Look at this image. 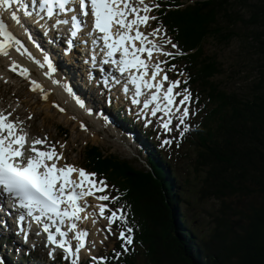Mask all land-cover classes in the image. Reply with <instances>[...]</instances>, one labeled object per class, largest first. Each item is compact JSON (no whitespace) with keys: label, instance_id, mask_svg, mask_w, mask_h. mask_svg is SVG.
Listing matches in <instances>:
<instances>
[{"label":"trees","instance_id":"trees-1","mask_svg":"<svg viewBox=\"0 0 264 264\" xmlns=\"http://www.w3.org/2000/svg\"><path fill=\"white\" fill-rule=\"evenodd\" d=\"M156 22L177 45L174 63L204 111L170 161L148 158L151 171L86 148L85 169L120 193L138 231L128 251L109 246V264H264V0H163ZM236 38L261 68L248 92L225 88L223 63L204 48Z\"/></svg>","mask_w":264,"mask_h":264},{"label":"snow or ice","instance_id":"snow-or-ice-1","mask_svg":"<svg viewBox=\"0 0 264 264\" xmlns=\"http://www.w3.org/2000/svg\"><path fill=\"white\" fill-rule=\"evenodd\" d=\"M16 2L18 3L19 0ZM9 3L10 0H0L2 7L7 8ZM74 5L73 7L71 0H39L40 9L49 19L54 17V12L57 10L60 13L70 14L73 29L71 35L74 37L77 35L76 30L90 19V26L83 35H87L88 32L93 34L91 43L100 45L102 63L113 66L114 72L120 74L125 84L133 86L131 104L142 103L141 111L148 110L151 116L163 113L164 119L161 120L160 127L165 132L172 130L170 126H172L174 110L179 114V124L184 125L186 118L194 114L187 106L192 99L191 93L186 87L180 89L179 79L169 80L162 67L167 64V60L157 58L158 55L174 57L177 53L166 51L163 45L156 42L155 38L161 34L159 28H154L148 33L141 30L142 27L148 26L149 21L156 19L150 13L159 5L148 4L145 0H135V2L134 0H74ZM11 18L17 19L15 14ZM68 23V19H55L52 27ZM12 42L13 35L5 24L0 22V55L10 56L9 49ZM16 43L18 44L19 41ZM167 44L173 49L177 47L170 40ZM16 50L19 51V48ZM92 59L95 60V56ZM43 63L48 65V72L54 71L48 57L43 58ZM174 68L175 65H172L169 71ZM10 70L29 79L32 91L43 92L42 86L29 78V70L26 67L12 61ZM120 82V78H117L116 83ZM145 90L147 96L141 102L140 97ZM68 91L71 92V89L69 88ZM123 91L127 93L128 87L125 86ZM77 103L81 107L84 106L80 100H77ZM59 110L64 111L63 108ZM9 116L11 113L0 112V195L4 196L6 201H10L14 209L31 218L37 226L42 224V231L47 234L48 245L62 250L63 259L71 260V264H78L80 253L85 248L89 236L88 231L77 230L75 221L81 219L80 213L88 207L86 203L81 205L78 201L87 196H94L97 201H116L119 198L105 194L108 185L103 179H97L95 173L76 169L72 165L58 167L56 161H59L61 156L54 145H49L47 150L36 147V145L43 147L46 138L33 139L31 146L26 149L31 154L25 156L27 134L22 128L17 127V121L9 120ZM164 143L170 141L166 140ZM73 173H78V181L72 179ZM96 193L102 194L95 195ZM97 207L99 216L107 220L105 239L113 234L114 224L120 221L127 223L122 208L113 210L104 203ZM24 219L25 215H19L20 221ZM49 222L52 225H65L67 222L68 231L62 230L60 226H56L53 231ZM93 223L96 221L94 220ZM133 231V228L128 226L126 231L119 232L118 239L121 240V247L125 252L129 250L128 246L133 244L131 236ZM69 232L74 233L72 237L76 241L74 245L68 238ZM37 234L39 235V232ZM48 254L53 255L52 252ZM92 260L97 261L98 264H106L103 258L93 256Z\"/></svg>","mask_w":264,"mask_h":264},{"label":"rangeland","instance_id":"rangeland-1","mask_svg":"<svg viewBox=\"0 0 264 264\" xmlns=\"http://www.w3.org/2000/svg\"><path fill=\"white\" fill-rule=\"evenodd\" d=\"M145 2L148 4L158 5V2L161 1L145 0ZM156 10L157 9L154 8L150 15L156 17ZM155 20L149 21V24L147 28L144 29V32L148 33L154 28H159ZM6 21L8 23L10 22L9 25L12 27L13 23L8 20ZM159 29L161 30V28ZM26 30L28 31L27 28ZM155 39L157 43L165 47L166 51L176 53V49L171 48V46L167 44V41L170 39L167 37V35H165L163 30H161L160 36L156 37ZM204 48L207 54L215 55L223 63L226 72L223 77L219 78V80L223 82L224 87L229 90H234L235 92H248V90L251 88V84L259 75L258 70L261 69L257 65L256 57L252 52L251 45L248 46L246 43L237 38L227 46L220 44L217 40L209 39L205 42ZM10 50H12V54L17 57L18 63H21V65L27 69L31 68L28 69L30 74L29 78L37 81L41 86H43V90L53 94L54 100L56 99L57 104L60 106L59 109L62 106L65 108V110H67L60 111L57 107L56 109L58 110L56 111L54 109L56 103L51 105L53 108L46 106L45 103L41 101L40 97L35 94V91L31 90L29 87L30 83H26L22 79V76L21 78L20 75L18 76V74L11 71L10 68H6L5 62L0 59V112L5 114L11 113L9 120L17 121V127L22 128L27 134V144L31 145L33 139L46 138V143L43 145V147L40 145L39 147L47 150L49 145L55 146L57 153L61 156V159L56 161L58 167L72 165L76 169L85 168L84 159L86 157V148L88 146H97L101 148L104 153L117 156L122 160H128L137 168L145 167L146 155L141 154V157L138 158L139 154L136 148H134L131 144L132 141L127 140L130 135L127 133L128 131L123 130L124 125L121 123V121L118 120L117 124H111V122L107 123L104 121L100 113L94 115L95 111L108 113L106 110L119 105L120 102L118 100L119 98L121 99V96H115V99H111V103L109 104H100L97 106L96 101L103 102V99L105 97L107 98V95L104 98L102 97L104 94L103 90L105 89L96 86V84H94V87H97L98 90H95L92 87V83L88 81L89 75L84 74L85 71L80 66V63H78L75 59L72 61L69 60L73 58L74 55L71 58L66 56L69 59L64 60V53H62L61 50L56 51L55 55H57L59 62L53 65L54 72H48V65L43 63V57H41V53L38 54V56L34 55V59H32V57L26 56L22 52L20 53L17 51L15 47L13 48V45H11ZM160 59L167 60V64L163 65L162 67L167 73L169 80L179 79L181 81L180 89L182 90L185 87L188 89L187 84L184 83L185 80L179 74L181 69L175 67L169 71V68H171L172 65V57L160 56ZM78 68H80L79 72ZM5 70L12 76H9V78L4 76ZM84 76H88V78L85 79ZM184 84L185 86H183ZM69 88L71 89V92L68 91ZM188 90L190 92V89ZM201 93L202 91L200 88L196 87V94L200 96ZM30 95L35 98L33 101H30L32 100ZM77 100H80L84 106L81 107V105L77 103ZM187 106L194 114H190L186 118V123L184 125L179 124V114H177L175 110L173 111L172 119L174 118L175 121L173 126L172 120V126L170 127L172 128V136L173 134H176V136L171 138V142H174V140L179 135L180 138L184 140L183 130L187 128L189 122H192V119L199 116V111H204V108L199 105L193 106L192 100L189 101ZM91 108L94 110V112H90L89 109ZM85 109H87V111H85ZM70 113L73 116L70 115ZM29 117H31V119H29ZM70 118H72V120ZM73 118L77 119V121H80V125L75 122ZM161 119H164L163 115ZM160 122L156 123L160 125ZM81 125L84 127L82 128ZM156 129H160L163 135V129L158 128L157 126ZM121 131H125V134L127 133L129 136H122ZM154 137L157 144L163 143L162 146L166 144L164 141H169L167 138L161 137L155 133ZM158 141H161L162 143H159ZM148 149H150V147H148ZM185 163L186 161L183 159H179L178 161V164H181V169L186 168ZM146 169L150 170V167L147 166ZM105 182L109 181L106 180ZM108 193L109 191L106 189L105 194ZM101 194L102 193H96V195ZM89 203V206H91L90 208L93 210V213L98 217V219L95 220L96 223H92L90 218L91 215L89 214V220L85 218L80 219L82 223H86L83 224L82 227L78 228V230H86L89 233L85 246V248L88 250L86 251L84 248L82 250V254L84 256H88L87 252L89 251L92 257H101V248H106V245L116 238V233L118 231H122L123 225L119 224V222L114 224L112 226L113 234L108 235L107 239H105V226L107 224V220L99 216L97 206L101 203H104L108 204L109 208L114 210L116 208L113 204V201H97L94 196H91L89 197ZM211 206L212 204L205 205V214L211 212ZM105 215H108V213H105ZM137 232L138 231L135 233L133 232L132 234H135L136 236ZM1 252L3 254H1L0 258L4 259V261L0 262V264H5L7 257L4 251ZM116 260L117 258H114L113 263ZM106 264H109V260L106 261Z\"/></svg>","mask_w":264,"mask_h":264},{"label":"bare ground","instance_id":"bare-ground-1","mask_svg":"<svg viewBox=\"0 0 264 264\" xmlns=\"http://www.w3.org/2000/svg\"><path fill=\"white\" fill-rule=\"evenodd\" d=\"M30 3H32V1L30 0H19V2L17 3L16 0H10V3L8 5L7 8L5 7H2L0 6V22H6L4 23L5 26L8 28V30L10 31V33L13 35V42H12V45H13V48L15 47L16 49L19 48V52L23 53L24 55L26 56H29V57H32V59H34V55H37L40 54V52L34 47V44L32 43L30 37L28 36L27 32L22 30V28H24V26H26L27 28H29L31 31H33V35L36 36L37 33H41L43 35H45V39L47 41H45V39H41L39 42H36L37 45L41 46V47H44L45 49H47V51L49 50V54L51 56V60L54 62V63H58L59 60L57 59V55H55V52L58 51V50H63L62 48H64V50L66 51V53H64L63 55L64 56V59H67V57L69 56V58H71L73 55H74V59L78 62V59H79V55L76 54V48H73V51L71 52V54L69 55L68 54V50H67V46L64 45L63 41H59L58 40V37L56 36V33L54 35H51L50 32L46 33V31L48 30V28L46 30H43L44 28V24L42 23V21H39L38 18L36 17V12H34L32 6L30 5ZM33 11V12H32ZM15 14L17 19L16 20H12V15ZM34 18V19H33ZM11 21L13 24H12V27L9 25V23L6 21ZM49 23V22H48ZM24 25V26H23ZM146 27H142V31H144ZM17 33L20 35V36H17ZM20 38V40H18ZM19 41L18 44H16L15 41ZM24 41H27L28 43H24ZM49 41V42H48ZM30 46V48H29ZM37 47V46H36ZM62 47V48H61ZM38 48V47H37ZM31 49V50H30ZM32 51V52H31ZM9 52H10V56L9 57H4L2 55H0V59L3 60L6 64V68H10L11 67V62L12 61H15L18 63V59L17 57L12 54V50L9 49ZM60 53V52H59ZM63 53V52H62ZM18 54V53H17ZM67 56V57H66ZM41 57H45L44 55L41 54ZM158 59H160V56H157ZM71 63V62H70ZM21 65V63H18ZM47 65V64H45ZM78 65V64H77ZM74 66V65H73ZM24 67V66H23ZM42 67V66H41ZM84 70H86L84 72V74L86 75H89V77L93 80V82L96 84V86L98 87H102L105 89V86L103 85L102 83V80L103 78H101L100 74V70H101V67H99V71H92V70H89L87 68V66H84L82 67ZM28 69H31V68H28ZM9 71V70H8ZM80 71V68H78V72ZM102 71V70H101ZM82 74V73H81ZM4 76H7V78H9V76L11 77V74L8 73L6 70L4 72ZM88 77V76H87ZM31 79V78H30ZM32 80V79H31ZM79 80V79H78ZM82 80V79H81ZM26 82H29V79H25ZM84 85V83H83ZM128 85H126L127 87ZM43 87V86H42ZM31 88V86H30ZM77 88V87H76ZM80 93V92H79ZM147 93V90H145L144 94ZM35 94H37L41 101L43 103H45L46 106H48L49 108H53L51 105L53 103H56V106L54 107V109L57 111L59 109V105L57 104L56 102V99L54 100V97H53V94L49 93V92H46L45 90H43V92L37 90L35 91ZM47 97L46 99L44 97ZM30 97L32 98V100L30 101H33L35 98L30 95ZM88 97V96H87ZM145 97V96H144ZM61 101V100H60ZM30 103V102H29ZM36 103V102H35ZM48 104V105H47ZM69 104V103H68ZM34 105V104H33ZM65 105V104H64ZM35 106V105H34ZM58 107V109H56ZM61 108H63L61 106ZM88 108V107H87ZM64 111H67L65 110V108H63ZM85 111H87V109H85ZM69 112V111H68ZM67 114V113H66ZM68 115V114H67ZM70 115H72L70 113ZM73 116V115H72ZM72 120V118H70ZM73 120H75V122H77L79 125H80V121H77V119L73 118ZM173 126H174V121L175 119L173 118ZM30 146L28 144L25 145V156L27 155H30V152L26 151V149H28ZM36 147L38 149H41L39 147V145H36ZM135 148V147H134ZM42 150V149H41ZM146 157H148V154L146 153ZM69 160V159H68ZM72 179L74 180H77L79 179L78 177V173H73L72 174ZM79 191V190H77ZM96 195V194H95ZM89 197L91 196H87V197H84L82 198L80 201H78V203H80L81 205H84L85 203L88 205V207H86L84 209V211H82L83 213L80 214L81 218H84V217H87V219L89 220V217H88V214L91 215L90 218H91V221L93 223L94 220H97L98 217L93 213V210L90 208L91 206L90 203H89ZM87 211V212H86ZM91 211V212H90ZM3 219L1 220V217H0V230L3 231L5 230V227L3 226ZM77 223V229L82 227L83 224H85L86 222H81L80 220H77L76 221ZM67 222L64 226V230L65 231H68L67 228ZM70 233V232H69ZM70 235V236H69ZM68 237H72L71 234H69ZM45 239V238H44ZM72 239V238H71ZM40 238L37 237L35 242L37 243V246L39 247H44V242H41V244L39 245L38 243L40 242ZM110 245H113V242H110L109 243ZM3 254V253H2Z\"/></svg>","mask_w":264,"mask_h":264}]
</instances>
